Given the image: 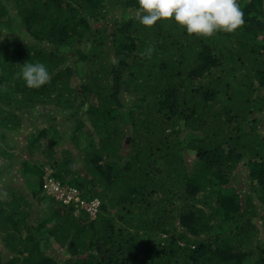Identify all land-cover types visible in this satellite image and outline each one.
I'll return each instance as SVG.
<instances>
[{"label": "trees", "instance_id": "1", "mask_svg": "<svg viewBox=\"0 0 264 264\" xmlns=\"http://www.w3.org/2000/svg\"><path fill=\"white\" fill-rule=\"evenodd\" d=\"M238 3L242 26L200 37L142 25L138 0H0V144L47 146L40 162L12 163L0 145V233L14 253L0 264H264V0ZM26 61L49 82L27 88ZM55 110L69 111L68 132L46 124ZM92 129L98 144L79 148ZM68 133L76 154L57 148ZM16 163L30 198L3 185ZM241 166L244 196L231 185ZM45 167L97 200L94 215L37 201Z\"/></svg>", "mask_w": 264, "mask_h": 264}, {"label": "clouds", "instance_id": "2", "mask_svg": "<svg viewBox=\"0 0 264 264\" xmlns=\"http://www.w3.org/2000/svg\"><path fill=\"white\" fill-rule=\"evenodd\" d=\"M136 16L140 23L146 27L152 26L158 20H171L188 34L200 37H210L217 32L230 33L237 30L245 23L244 12L238 0H138ZM19 76L23 80L24 85L30 89L40 88L42 85L48 83L51 78L49 70L43 62L26 61L22 64ZM67 140L70 141L71 139L64 136L62 141ZM60 144L61 141L59 142V147H57L59 150L66 149L60 148ZM46 151L47 149L44 150V153H46ZM37 155L43 159V152L42 155L41 153H37ZM31 156L35 157L34 154ZM51 174L52 171L50 169L46 170L45 167V175L43 176L41 185L42 188L39 192L42 193V196H47L58 203H62L60 200L56 199L55 195L48 193L43 188L44 181L47 178H51L59 183ZM23 183L24 190H22V192H27V190H29L31 194V190L25 185V182ZM60 185L72 187L69 185ZM10 187L14 188L12 186ZM0 193H2L0 194L1 196L4 194L7 198L6 193L2 191H0ZM91 202H88V204ZM77 210H80V208L77 207Z\"/></svg>", "mask_w": 264, "mask_h": 264}, {"label": "rangeland", "instance_id": "3", "mask_svg": "<svg viewBox=\"0 0 264 264\" xmlns=\"http://www.w3.org/2000/svg\"><path fill=\"white\" fill-rule=\"evenodd\" d=\"M3 37H5V36H3ZM21 40H24V42L26 44H29L32 42V39L27 38L26 34L22 35ZM74 48L80 49L78 44H74L72 46V49H74ZM45 107H47V106H45ZM49 108H51V106H49ZM57 111L58 110L53 111L54 113H52V115H51V117L52 116L55 117L56 120L51 119L49 121V123H46V124H49V125L53 124L56 127H58V129L61 130L62 132H68L66 130L70 129L71 124H74L73 120H72V122H69L66 119V115L69 114V111H61V112H59V111L57 112ZM22 112L26 113L27 111H25V112L22 111ZM80 112L82 113V111H80ZM27 114L30 116H35L34 114H38V112L37 113L36 112H30V113L27 112ZM257 125H258L259 130H262L264 132V121L258 122ZM91 133L93 134V138L90 136V138L87 139L86 135H84V134L77 137V144H78L79 148L86 146L88 143L91 142V140L95 144H98L97 138H96V136L98 134L97 131L92 129ZM12 135H13V138L10 137L9 135H7V137H9L10 140L4 139L3 143L0 144L1 147H5V148L11 147L12 148L10 150L14 153L13 158H10V159H12V163L16 162L17 160H18L17 163H19V158L30 159L31 156L27 154L26 149L24 150L25 142H26L25 137H20V135L17 137V134H12ZM24 136H26V134ZM67 137L71 138L70 133H68ZM127 141H128V137H126L124 139V146H126ZM23 146H24V148H23ZM60 148H68L72 154H76V149L69 140L61 141ZM22 149H23V151H22ZM45 149H47L46 141H45V139H41L39 149L36 152L42 153V152H44ZM33 153H35V152H33ZM16 154H17V156H15ZM35 156L36 157H33L35 160L31 159V162H34V161L40 162L41 160H44L46 158V155H43V159H41L40 156H38L37 154ZM193 160H194L193 157H190V156L186 158V161H185L187 164L186 168H187V166L193 165ZM17 163L13 164L12 166L9 165L5 169V173L3 174V178H4V182H3L4 184L3 185H5V183H6L7 186H9L10 192H15V193L19 192L20 194L24 195V197L30 198V196H31L30 192H26V191L22 192V190H24V183H23L24 179H21V177H20L21 175L18 172L20 165ZM2 164L6 165V162L4 163V161H2ZM46 170H49L48 167H46ZM2 172H4V170L2 171L0 168V173L2 174ZM231 185L235 186L237 188V190L241 193L242 196H244L246 193L247 194L249 193L250 186H249V183L247 181V173H246L245 168H242V166H241L240 168H238L236 170V172L233 175V179L231 180ZM10 186H12L14 188H11ZM0 190H2V187H0ZM3 193L7 194V189L3 188ZM42 197H43L42 193L38 194L37 195V201H40L39 199ZM2 199H3V196L0 195V201H3ZM40 202H42V201H40ZM40 202H34L33 207H32L33 209H31V208H29V209H31L34 212L45 211L47 208L46 204H43ZM256 203H258V202L256 201ZM4 238H5V235L3 233H0V259L3 260L4 262H7L8 259L12 256V254L14 255V253L12 251H10V249L7 248V242L4 241Z\"/></svg>", "mask_w": 264, "mask_h": 264}, {"label": "built area", "instance_id": "4", "mask_svg": "<svg viewBox=\"0 0 264 264\" xmlns=\"http://www.w3.org/2000/svg\"><path fill=\"white\" fill-rule=\"evenodd\" d=\"M43 188L50 194L55 195L56 199L62 203L69 205L74 203L78 208L85 209L88 214L94 215L98 206V201L94 200L90 204L80 200L78 190L72 187L61 186L51 178L44 181Z\"/></svg>", "mask_w": 264, "mask_h": 264}]
</instances>
